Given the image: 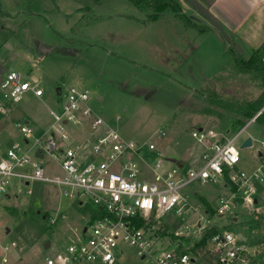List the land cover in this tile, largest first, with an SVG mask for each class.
<instances>
[{"label": "rangeland", "instance_id": "1", "mask_svg": "<svg viewBox=\"0 0 264 264\" xmlns=\"http://www.w3.org/2000/svg\"><path fill=\"white\" fill-rule=\"evenodd\" d=\"M9 1L13 0H4L7 8L24 13H16L11 21L0 11L4 17L0 18V63L6 62L7 71L14 70L25 80L37 79L44 97L40 100L28 93L22 101L8 103L13 124H18L19 129L24 125L33 127L36 138L27 145L14 126V140L5 148L18 143L27 152L36 139L45 135L43 130L51 127L54 121L51 110H62L57 90L62 88V99L66 101L63 95L76 87L88 93L87 106L93 114L116 127L125 140L139 143L143 149L153 143L166 158L191 166L202 153L192 131L203 128L220 139L239 131L226 105L234 102V95L226 96L223 91L229 87L232 91L235 85L238 86L235 93L241 89L253 91L254 95L259 93V78L239 71L226 52V44L215 34H199L192 29L187 34L181 33L184 26L179 20L174 21L170 13L152 24L146 21L149 12H141L127 0H104L100 7L95 6L94 0H82L84 11L87 6L93 9V13H84L85 21H97L84 27L81 22L84 14L77 13L74 0H35L33 4L32 0H16V8ZM36 11L42 16L28 15ZM190 11L189 8L187 12ZM101 15L106 17L102 23ZM4 26L13 33L3 30ZM104 34L106 39L100 41L98 35ZM117 34L122 36L120 40ZM181 37L183 40L178 41ZM88 40L100 46L89 47ZM106 49L117 54L111 55ZM244 56H250L248 47ZM28 74L34 77H27ZM217 77H221L216 89L219 92L212 91V84L206 88V83ZM82 120L91 123V119ZM248 123L235 143L240 154L238 167L252 174L263 166L264 176V136L261 137L264 129L256 121ZM70 126L76 127L72 124L67 127L70 136L78 133V129L70 131ZM248 138L252 139V145L242 147ZM37 149L35 146L29 153L33 161ZM147 155H151L148 150ZM43 164L47 175H61L60 167L49 156ZM259 183L256 205L238 206L223 218L206 214L201 198L215 208L219 198L228 193L221 184L197 182L186 188L184 194L193 204L202 205L203 211L199 212L204 220L230 231L236 238L242 235L243 239L237 240L239 245L254 255L255 264H264V181ZM12 184V196L3 201L0 209V261L6 256L8 264H45L64 244L81 239L95 209L89 201L83 199L86 204L80 206L52 184L27 185L17 180ZM199 218L200 215L192 214L189 222L195 224ZM51 219H56L55 223ZM173 220L165 226H155L154 231L175 240L172 234L182 232L183 222ZM259 220L263 223L258 224ZM13 242L16 245L5 252L4 246ZM123 249L120 264H147L135 248L124 245ZM198 258V263L210 264L203 256Z\"/></svg>", "mask_w": 264, "mask_h": 264}, {"label": "built area", "instance_id": "2", "mask_svg": "<svg viewBox=\"0 0 264 264\" xmlns=\"http://www.w3.org/2000/svg\"><path fill=\"white\" fill-rule=\"evenodd\" d=\"M28 92L37 97L44 95L36 80H25L13 70L4 74L0 84L3 100L18 103ZM63 97L67 98L64 101L61 94L62 110L52 111L51 127L27 152L19 144L6 151L0 147V209L10 196L13 180L56 185L80 206L86 204V199L95 208L93 214L97 217L89 218L81 239L64 244L45 264H120L124 245L135 248L147 264H200L199 256L182 244V237L202 238L211 221L204 220L202 205L193 204L184 190L197 182L227 188L229 193L221 196L214 208L218 218L238 206L252 207L258 203L263 166L252 174L238 167L240 154L235 143L247 126L232 137L221 139L212 131L195 129L192 138L204 149L200 163L180 166L159 153L153 143L143 149L139 143L125 140L116 127L93 114L87 106L86 91L71 87ZM4 113L0 104V122ZM84 117L91 119V137L78 141L70 136L67 127L82 126ZM20 131L25 138L34 134L29 125L20 126ZM35 146L43 150V159L36 157V153L35 160L31 159L29 153ZM147 150L151 155H147ZM46 156L58 164L61 175H47L43 164ZM205 213L208 214L206 209ZM192 214L200 215L195 224L189 222ZM171 218L183 222L182 232L173 233L175 240L154 231L155 226H165ZM55 221L51 219L52 223ZM237 240L228 230L213 235L207 246L212 255L209 263L255 264L254 255ZM15 245L6 244L4 251ZM0 262L9 261L5 256Z\"/></svg>", "mask_w": 264, "mask_h": 264}, {"label": "crops", "instance_id": "3", "mask_svg": "<svg viewBox=\"0 0 264 264\" xmlns=\"http://www.w3.org/2000/svg\"><path fill=\"white\" fill-rule=\"evenodd\" d=\"M34 1L35 0H32V4L34 3ZM74 1H75L74 4L78 6L77 13H80V14L93 13V9L91 7H88V6L85 7L86 9L88 8V10H86V9H85L86 11L83 10L84 2L82 0H74ZM199 1L201 3H203L205 6H207L218 17V19L221 21V23H222V25H223L226 33L232 38V41L238 43L239 45H241L243 47L242 53H239V52H237V53L241 54L245 59H249L250 56L252 55L253 51L256 50L257 48H259L261 45L264 44V0H199ZM9 2L12 3L13 7H15V8L18 5V2L16 0L9 1ZM103 3H104V0H103V2L101 4L97 5L95 3V0H94L95 6L100 7L101 5H103ZM179 3L181 5L184 13L187 12L189 10V8H190V10H191L190 13L187 12V14L189 16L195 17L196 20L199 23H201L203 25H206V26L212 28V26L210 25V23H208L207 21H205L194 9H191V7L184 0H179ZM51 6H55L56 8H58V6H57L56 3H54V5H53V3H51ZM4 9H6L7 12H5ZM0 11L4 15L7 16L6 17L7 20L9 19L11 21L14 20L13 18L16 15V13H24V11H22V10L17 11V12H16V10L11 11V9L7 8L6 7V4H4V0H0ZM9 11H11V12H9ZM167 13H170V14L173 15L174 21H176V20L178 21V19L175 17V15L173 13L166 12V13L162 14L159 17L158 20L152 21V24H155L157 21H159L161 18H163L165 16V14H167ZM85 14H84L83 17H81L82 18L81 22L85 25L84 27H86L87 25L89 27L90 24L91 25H94L95 23H97V21L87 23L85 21ZM28 15H31L32 17L33 16H40V17L42 16L37 11L36 12H30V14H28ZM28 15H27V17H28ZM66 15L68 17L70 16V14H67V13H66ZM100 17H101L100 18L101 19L100 23H102L103 22L102 20L105 19L106 17L104 18L103 15H101ZM0 18L3 19L4 17L3 16H0ZM128 19L130 21H132V20L133 21H136L135 19H131V18H128ZM23 22L25 23L27 21L24 20ZM137 22H139V21H137ZM182 25L184 27L183 28L181 27V33L185 32L187 34V32H188L187 30L188 29H192V30H194L196 32H199V31H197V30H195L193 28H190V27L185 26L184 24H182ZM3 30L9 31V33H13V31L10 28L5 27V26L3 27ZM205 33L215 34V30L212 28L208 32H205ZM114 34H116V33H114ZM119 34H121V33H119ZM199 34H204V33H200L199 32ZM105 35L106 34H104V35H98L99 38H100L99 40L102 41V39H106L105 38ZM118 36H119L118 39L120 40V38L122 36H120V35H118ZM152 37H154V34L152 35ZM92 39L94 40L93 37H92ZM67 40L68 41H71L70 39H67ZM93 40H88V41H90L88 43L89 47H99L100 44L98 42L93 41ZM181 40H183L182 37L178 41H181ZM74 41H75V39H74ZM69 43H74V42H69ZM223 43L226 44L225 45V49H226L227 54L230 56V54L228 53V50L230 49L231 45L229 43H227L226 41L223 42ZM83 44L85 46H87V44H85L84 42H83ZM247 47L249 49V55H250L249 58H246L244 56V52H245V50H246ZM46 51L47 52H50L51 50L50 49H47ZM106 51L108 53H110L111 55H114V53H115V52H113L111 50H108V49H106ZM115 54H117V53H115ZM230 57H232V56H230ZM1 63L4 66L6 65V62H1ZM27 77H32L33 78L34 76L28 74ZM32 80H36L38 82V85H40V82L37 79H32ZM39 88H40V86H39ZM28 93H31L32 96H34L35 98H38L40 100H42V98L44 97V95L42 97H37L32 92H28ZM61 94H62V88H60V91H58L59 99L61 97ZM8 103H10V101L0 100V104H2L3 107L5 108V113L2 116V121L0 122V143H2V144H0V147L2 148L3 151H6L7 149L11 148V147L5 148V146L8 145V144H10L14 140V136H13V132H14L13 131V128H14V126H15V128L17 127V129L21 133V131L19 129V125L18 124H13V122L11 120V117H10V106H9ZM51 114H52V110H51ZM28 123H30V122H28ZM49 128L50 127H48L46 130H43L44 131V134H46V132L49 130ZM69 129H70V131H76V129H78V133L74 132L72 134V136L74 137V139H76L78 141H85L87 138L91 137L92 127H91V123H89V122H85L80 127L70 126ZM33 138H36V131H35V129H34V134H33L32 138H25L26 144L28 145V143L31 142V139H33ZM16 144H18V143H16ZM16 144H14V146ZM200 147H201V151L203 153V150L204 149H203L202 146H200ZM202 153L199 154L198 161H196V163L195 164H192V165H197V164L200 163L199 159H200ZM179 163L185 164L184 162H182L180 160H179ZM27 185H29V184H27ZM228 193H229V191H228ZM11 196H12V193L10 191L9 198ZM201 198H202L203 201L206 200L204 197H201Z\"/></svg>", "mask_w": 264, "mask_h": 264}, {"label": "trees", "instance_id": "4", "mask_svg": "<svg viewBox=\"0 0 264 264\" xmlns=\"http://www.w3.org/2000/svg\"><path fill=\"white\" fill-rule=\"evenodd\" d=\"M133 6H135L141 12H149L147 14L148 22L156 21L159 17L166 13L171 12L175 15V17L185 26L193 28L200 33L208 32L210 27L199 23L196 19L192 16L187 15L184 13L179 0H127ZM103 0H95L97 5L101 4ZM228 53L233 58V63L237 67V69L244 74H249L250 76L254 75L259 78V93L255 94L253 91H248L241 89V91L235 90L238 86H233V90L230 91V87L223 91V94L234 95V102H226L227 107L230 108L231 113L233 114V125L235 129L241 130L244 128L249 121L256 117V123L264 129V44L261 45L259 48L253 51L252 55L249 59H245L241 54L237 53L234 46H231L228 50ZM217 77L212 80H209L206 83V88L211 86L212 91L219 92L218 86L221 82L218 80ZM225 78V77H224ZM215 82V83H214ZM214 83V84H213ZM210 88V87H209ZM221 90V89H220ZM236 98V99H235ZM224 103L225 102H221ZM263 110V111H262ZM262 111V112H261ZM261 112V113H260ZM260 113V114H259ZM235 191V188L233 189ZM204 204L206 206L207 213L211 215L210 217H215V209L211 207V205L204 200ZM90 208V207H89ZM94 213V212H93ZM97 217L96 214H93L91 217L94 220ZM258 224H262L263 221H257ZM141 224V222H140ZM222 228L217 226L216 224H210L205 232V235L202 238H185L182 237V244L195 256H203L207 261L212 262V255L207 250L208 241L209 239L215 235L216 233L220 232ZM165 234V233H164ZM175 239V235H172Z\"/></svg>", "mask_w": 264, "mask_h": 264}, {"label": "water", "instance_id": "5", "mask_svg": "<svg viewBox=\"0 0 264 264\" xmlns=\"http://www.w3.org/2000/svg\"><path fill=\"white\" fill-rule=\"evenodd\" d=\"M184 1L192 9H194L205 21L210 23L212 28L215 30L216 36L220 39L221 42H225L226 41L231 46H234L237 52L242 53V49L240 48L239 44L234 42V41H232V38L226 33L221 21L218 19V17L207 6H205L199 0H184ZM193 18L196 19L195 17H193ZM6 72H7L6 67L2 63H0V84H1V82L3 80L4 74ZM58 91H60V88L58 89ZM263 110H264V108H263ZM254 121H256V117L254 119H252L249 123L254 122ZM200 130H202V128ZM263 136H264V133H262L261 137H263ZM251 145H252V139L248 138L247 141H245V143L242 145V147H249ZM36 157H38L40 159L44 158L43 150L41 148L37 150ZM170 160H171V162L182 166V164L179 163V161L177 159H170ZM238 239L239 240L243 239L242 235H239ZM48 246H49V243L46 244V247H48Z\"/></svg>", "mask_w": 264, "mask_h": 264}]
</instances>
